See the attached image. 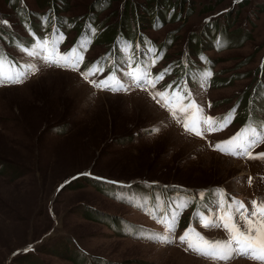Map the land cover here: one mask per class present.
Returning <instances> with one entry per match:
<instances>
[{
    "label": "rangeland",
    "instance_id": "obj_1",
    "mask_svg": "<svg viewBox=\"0 0 264 264\" xmlns=\"http://www.w3.org/2000/svg\"><path fill=\"white\" fill-rule=\"evenodd\" d=\"M125 1L110 0L97 22L117 21ZM130 1L138 7L143 40L171 43L153 69L176 59L205 68L203 58L214 60L213 71L224 82L207 87L188 80L179 92L187 97L191 85L202 115L239 106L256 89L254 113L222 131L201 125L197 136L185 130L183 113L173 117L152 98L162 91L160 84L174 81V73L156 89L113 92L89 82L100 80L98 75L85 80L83 69L50 65L18 50L31 47L34 38L56 39L54 28L64 35L59 15L79 24L94 0H0V46L9 61H31L39 69L23 83L0 86V264H259L243 256H200L179 236L192 228L210 240L228 238L222 227L205 228L197 219L199 213L219 221L227 204L217 208L218 191L249 211L253 200L264 201V157L233 156L214 147L246 126L264 125V0H182L177 17L162 18L154 27L145 8L150 2ZM56 4L63 8L59 15ZM72 25L60 51L77 36ZM196 36L201 42L193 47ZM134 43V51L143 52L141 38ZM105 48L95 41L84 55L90 61ZM190 67L186 77L197 72ZM261 152L264 142L252 155ZM174 200L189 203L178 214L172 242L138 238L141 229V235L167 234L156 217L167 214Z\"/></svg>",
    "mask_w": 264,
    "mask_h": 264
},
{
    "label": "snow or ice",
    "instance_id": "obj_2",
    "mask_svg": "<svg viewBox=\"0 0 264 264\" xmlns=\"http://www.w3.org/2000/svg\"><path fill=\"white\" fill-rule=\"evenodd\" d=\"M90 34L94 33L95 29H90ZM35 37L34 33H30ZM53 36L56 39H46L43 37L34 38L31 47L24 46L18 47L19 51L24 52L27 56L43 60L44 62L58 67L69 68L79 71V66L84 62L83 54H78V50L74 47L69 52H60L59 45L64 39V35L58 28L53 29ZM83 49V46H81ZM151 52V50H149ZM152 59L143 62L131 71L127 67L121 69L113 66L109 75L104 79L96 80L91 79L89 82L100 90H110L113 92L129 91L131 87H144L150 86L156 89L157 84L164 79L168 74L167 70L160 72L153 77L151 69L155 66L160 57L152 53ZM132 58H129L128 63H131ZM36 64L31 61L20 63L19 61H9L7 55L4 53L2 46H0V86L7 84H20L23 83L30 74H35L38 71ZM97 73H104V66L100 65L97 61L87 68L86 71L81 72L85 80L89 77H95ZM117 73H122L121 79ZM211 72L206 73L210 77ZM174 84L176 82H173ZM173 88V84H168L167 88L162 91H155L152 98L156 100L162 107L168 109L173 117H177V112L183 113L185 116L184 128L186 131L194 132L197 136H201V125H205L204 131L215 132L222 131L231 124L234 116L230 111L222 120H218L213 116L202 115L204 109L202 106L197 105L195 100L191 99V92L185 97L180 95V85H176L172 95H169V89ZM189 99L188 104H183V100ZM211 107V104H209ZM234 111V110H233ZM195 117V118H193ZM191 120V124L188 122ZM159 126L154 127L151 131H159ZM264 142V125L258 130L255 126H246L238 131L231 138L217 143L215 149L230 154L233 156H247L248 158L264 157V152L257 154L253 157L252 151L260 143ZM103 179V178H97ZM251 183V178H248ZM109 183V181H106ZM110 183H118L112 181ZM202 195V194H201ZM217 208L223 209L224 204H227V210L219 217V221L213 216L201 217L197 213V219L201 220L205 228L208 227H222L227 233L228 238L224 240H210L202 236L199 232L189 228L183 235L179 236L181 242H186L188 248L196 252L198 255L215 260L226 261L236 256H243L253 261L264 264V201L253 200V210L249 211L244 202L224 199L225 194L223 191H218ZM189 201H171L168 206V213L164 216H157L158 222L165 226L163 233H148L141 235L144 230L141 229L137 233L138 238L149 239L154 242L171 243L174 237L176 227L178 224V214L188 206ZM157 208L155 211H158Z\"/></svg>",
    "mask_w": 264,
    "mask_h": 264
},
{
    "label": "trees",
    "instance_id": "obj_3",
    "mask_svg": "<svg viewBox=\"0 0 264 264\" xmlns=\"http://www.w3.org/2000/svg\"><path fill=\"white\" fill-rule=\"evenodd\" d=\"M147 1L150 2L149 7L145 6V8L147 9V10L145 9L147 11V16L152 22H155L153 23V25L151 24L152 25L151 27L157 26L162 18L167 19L169 15L173 18L177 17L178 13L183 8L182 0H146V2ZM109 2L110 0H94V2L92 3V7H93L92 12L85 15L83 19L79 21V24L76 22L75 19L74 21H72L65 15L62 16L59 15V12L63 11V8L59 6L60 4L58 5L56 4L57 13L60 19L65 21L64 23L65 24L64 28H66L64 30L65 42L67 40L66 34L70 28L69 27L70 24L72 23L73 25L71 27H75V29H77V36L75 37L74 42L72 43V45H69L68 49L64 50V52H69L74 47L76 49L77 47H80L78 54H83L84 62L79 66V68L86 71L88 67L99 61L100 65L104 66V73L103 74L97 73V75L101 79H104L107 75L110 74L113 66L119 67L121 69L127 67V69L131 71L133 68L137 67L138 65H142L143 62H147L148 60H151L153 58L152 53H155L156 56L160 57L157 63L155 64L157 65L159 61L166 56L165 49L169 48L171 45L169 40L168 42L163 41L159 43H156L154 40H143L144 37L138 34L139 32L138 28L140 26L138 24V18H139L137 14L138 7L133 1L131 2L130 0H126L124 2L125 4L123 5L124 7L123 10L121 11L123 13L119 12V9H117V12L115 14L121 13L117 21L111 23V25L109 26L106 24L102 25V23L97 22V13L100 12L102 8L107 7ZM211 26L214 28L215 26L214 23H212ZM93 28L95 29V31L94 33L90 34L89 30ZM209 32L214 33L215 31H212L211 28ZM136 38H141L142 42L145 44L143 52H141L142 54H140L139 56L136 55V53L134 52L133 44ZM193 39H194V42L192 41L193 47L201 42V37L199 36L193 37ZM171 40L172 39H170V41ZM95 41L103 42L106 48L101 53V55L96 56V58L89 61L86 55H84V53L85 52L87 53L88 47L92 45V43H95ZM61 46H63V44H60L59 48ZM81 46H83V49H81ZM149 50H151V52ZM60 52L64 53L63 51ZM130 57L132 58L133 62L128 63ZM202 62L205 68H201L200 66H198V64H196V62L191 63L192 66H196L195 69H197V72L191 71L190 76H189L190 74L189 72L188 77L185 76V73L188 70V68H190L191 70V68L193 67H190L191 65L188 67L187 65L184 66L183 63H181V61L179 62L178 59L165 65V67L160 70H155L152 68L151 72L153 77H155L157 74L165 70H167L168 74L174 73L171 75L175 76L173 82L176 83L174 84L173 82H168V84H173V88L169 89V95H172V92L173 90L176 89L177 84H179L180 88L183 89L184 85H182L181 83L183 77L195 83L196 82L204 83L205 86L207 87L212 85H216V86L220 85L223 79L218 77L217 71H213L214 60H211L210 58L207 57V58H203ZM208 72L212 73V75L209 78L205 76L206 73ZM117 75L122 76V73H117ZM162 81L163 80H161L157 84V86L160 83H162ZM168 84L163 83L160 84L159 87H161V89L164 90L163 85H166L167 87ZM183 90H186V88L184 87ZM253 90H255V92H252ZM253 90L248 91L249 93L247 95H244L246 97H244V99H241L239 106H237V104L232 105L224 113H221L218 116L216 115L215 118L222 120L223 117L231 111L234 116L232 122H236L238 120L245 121L246 119H250L252 114L254 113L253 109L254 106L257 105V100H258V98H256L257 97L256 89ZM251 93L254 96L252 99L250 96Z\"/></svg>",
    "mask_w": 264,
    "mask_h": 264
}]
</instances>
